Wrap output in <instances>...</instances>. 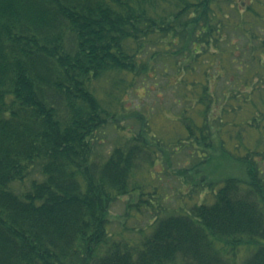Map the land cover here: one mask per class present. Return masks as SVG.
I'll use <instances>...</instances> for the list:
<instances>
[{
    "label": "trees",
    "instance_id": "16d2710c",
    "mask_svg": "<svg viewBox=\"0 0 264 264\" xmlns=\"http://www.w3.org/2000/svg\"><path fill=\"white\" fill-rule=\"evenodd\" d=\"M263 7L264 0H0V264H233L229 257L245 248L240 264H264L262 146L239 160L254 163L248 181H221L212 203L156 217L149 230L134 231L136 241L108 227L118 199L146 195L132 178L151 164L146 147L134 139L107 159L96 153L98 132L121 127L128 76L166 75V67L180 76L179 88L186 83L188 100L197 96L180 115L185 143L206 151L219 137L249 150L246 133L264 132ZM230 27L241 42L225 37ZM196 65L203 83L191 74ZM211 81L237 88L231 123L223 122L226 106L216 112L226 96ZM27 177L30 190L12 188Z\"/></svg>",
    "mask_w": 264,
    "mask_h": 264
},
{
    "label": "rangeland",
    "instance_id": "374dc122",
    "mask_svg": "<svg viewBox=\"0 0 264 264\" xmlns=\"http://www.w3.org/2000/svg\"><path fill=\"white\" fill-rule=\"evenodd\" d=\"M239 19L240 17L236 19V22L238 26L243 27V25H239ZM227 30L225 37L233 42H241L239 39L241 32L238 29L230 27ZM236 57L239 59V54L233 58ZM243 58L241 57V60ZM236 64L229 67L234 70ZM166 69V75L161 74L162 72L159 74L151 72L147 78L137 80L129 75L121 91L123 94L122 106L127 108L126 112L121 113L123 115H119L121 127L109 125L97 134L100 142L97 145L96 153L100 155L101 159H107L115 147L127 143L133 144L136 139L144 148L146 147L142 152L146 161H151V164H144L132 175L133 181L140 186L139 191L146 193L144 198L138 193L122 196L111 208V222L108 229L109 233L118 239L136 241L139 239V236H136V230L140 228L149 230V222L154 218L168 213L182 211L187 213L194 204L212 203L213 193L218 191L221 181L231 178L243 184L251 177L253 169L255 170L254 163H251L252 160L246 164L240 162L239 160L246 161L242 156H246L250 150L261 148V146V150L264 151V132L260 134L252 130L246 133V144L249 150H244L241 147L242 151H236L233 149L232 143L223 145L219 137L216 139V143L206 147V151L194 148L193 143H185L184 139L187 134L180 122V115L185 108L190 109L193 101L196 102L197 96H190V99H193L190 102V99L187 98L186 83L182 84L183 88H179L180 76L171 77L172 71L167 67ZM195 69L196 72L191 74L196 81L203 83V67L196 65ZM248 77L251 78V75L249 74ZM189 82L191 84V79ZM140 83H142L141 86ZM216 84V81L210 82L212 90L217 91L218 94L222 93L221 97L226 96L221 100L216 112L222 108V105L226 106V109L230 111L223 117V122L231 123L233 121L231 103L236 104L235 100L231 101L234 96L232 93L237 88L228 81L219 82L218 87ZM234 85L236 86L235 82ZM200 88L198 85L196 89ZM197 108L198 106H195L194 110ZM250 109L254 110L252 107ZM194 110L191 109L190 115L196 123H200L201 118L197 113H193ZM246 116L247 112L244 111L242 118ZM221 125L218 127L222 128ZM242 132L238 129L236 137L241 139ZM225 134L226 132H222L221 136L225 137ZM256 160L259 161L256 168L264 171V160L261 161L260 158ZM195 183L197 184L195 185ZM27 186L15 184L13 188L20 192ZM135 200L140 204L138 206L140 212L135 210L137 208H132ZM126 212L129 214L126 215ZM247 253L246 248L241 250L235 257H229L230 262L240 264Z\"/></svg>",
    "mask_w": 264,
    "mask_h": 264
},
{
    "label": "bare ground",
    "instance_id": "6f19581e",
    "mask_svg": "<svg viewBox=\"0 0 264 264\" xmlns=\"http://www.w3.org/2000/svg\"><path fill=\"white\" fill-rule=\"evenodd\" d=\"M31 179L29 177H27L22 183H19V184H22V185H28L27 187H24L23 190L25 191H28L30 190V184H31ZM27 183V184H26ZM15 185V184H14ZM13 188V186H12ZM14 189V188H13Z\"/></svg>",
    "mask_w": 264,
    "mask_h": 264
}]
</instances>
